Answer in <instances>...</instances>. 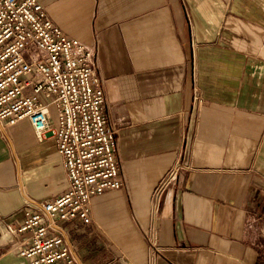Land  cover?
<instances>
[{
    "label": "crops",
    "instance_id": "0c3cea01",
    "mask_svg": "<svg viewBox=\"0 0 264 264\" xmlns=\"http://www.w3.org/2000/svg\"><path fill=\"white\" fill-rule=\"evenodd\" d=\"M38 1L95 51L116 129L123 186L61 222L79 264H264V0ZM67 185L52 137L0 126V264L26 202Z\"/></svg>",
    "mask_w": 264,
    "mask_h": 264
},
{
    "label": "built area",
    "instance_id": "2783aa9c",
    "mask_svg": "<svg viewBox=\"0 0 264 264\" xmlns=\"http://www.w3.org/2000/svg\"><path fill=\"white\" fill-rule=\"evenodd\" d=\"M41 98L56 106L54 122ZM104 105L95 51L53 25L38 0H0V126L27 119L36 140L52 137L68 179L54 200L27 201L21 222L6 226L28 233L19 264H79L61 222H89L92 197L123 186Z\"/></svg>",
    "mask_w": 264,
    "mask_h": 264
},
{
    "label": "rangeland",
    "instance_id": "374dc122",
    "mask_svg": "<svg viewBox=\"0 0 264 264\" xmlns=\"http://www.w3.org/2000/svg\"><path fill=\"white\" fill-rule=\"evenodd\" d=\"M116 130V129H115ZM175 171H176V168H175Z\"/></svg>",
    "mask_w": 264,
    "mask_h": 264
}]
</instances>
